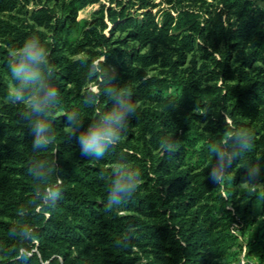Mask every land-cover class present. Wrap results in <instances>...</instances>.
Segmentation results:
<instances>
[{
    "label": "trees",
    "instance_id": "16d2710c",
    "mask_svg": "<svg viewBox=\"0 0 264 264\" xmlns=\"http://www.w3.org/2000/svg\"><path fill=\"white\" fill-rule=\"evenodd\" d=\"M0 0V264H264V8L256 0ZM99 4L90 19L83 8ZM36 35L55 67V140L32 150V133L10 102L9 65ZM107 52L114 82L137 113L102 160L86 159L68 136L63 113L85 126L112 107L89 66ZM250 133L251 149L225 180L208 178L210 143ZM165 141H178L165 151ZM34 159L55 160L63 180L53 209H33L42 187ZM120 161L142 184L124 205L105 210L111 168ZM259 164L261 180L243 183ZM31 226L35 236L20 239ZM13 229V233H11ZM242 236V244L238 241Z\"/></svg>",
    "mask_w": 264,
    "mask_h": 264
},
{
    "label": "clouds",
    "instance_id": "9594fccd",
    "mask_svg": "<svg viewBox=\"0 0 264 264\" xmlns=\"http://www.w3.org/2000/svg\"><path fill=\"white\" fill-rule=\"evenodd\" d=\"M49 51L40 38L33 35L26 39L15 53L9 65L10 76L15 81L9 91L10 102L24 105L22 113L32 133V150L38 152L47 149L55 140L52 120L54 109L59 101V93L52 83L55 67L49 60ZM107 52L100 61L89 66L88 78L99 83L84 97L83 102L92 106L99 101L101 95L108 97L112 107L110 110L98 113V118L85 126L84 119L77 109L65 111V127L70 138L79 145L80 155L86 159L102 160L114 149L127 131L132 118L136 116L137 106L131 99V93L118 86L115 73H109L107 67ZM253 137L250 133L231 131L218 143H210L209 151L213 156L208 178L218 185L225 180L233 162L251 149ZM165 151L172 153L179 149L178 141H165ZM29 175L38 182L42 191L37 193L33 201V209L39 206L43 209L55 208L62 198L63 180L56 176L53 182L50 178L60 171L55 160L34 159L28 167ZM259 164L250 165L246 169L244 184L255 187L261 180ZM101 178L109 181L105 210H112L124 205L138 191L142 184L140 173L128 166L125 161L117 162L111 173ZM20 239L30 241L35 232L31 226L16 230ZM13 233V229H11Z\"/></svg>",
    "mask_w": 264,
    "mask_h": 264
},
{
    "label": "rangeland",
    "instance_id": "374dc122",
    "mask_svg": "<svg viewBox=\"0 0 264 264\" xmlns=\"http://www.w3.org/2000/svg\"><path fill=\"white\" fill-rule=\"evenodd\" d=\"M102 3H105V4H108V1L106 0H100ZM156 1H159V0H156ZM257 4H259L260 6H262L264 8V0H256ZM99 8V4L96 3V4H92V5H89L85 8H83L82 10H80L78 12V16H77V19L78 20H82V19H90L91 17V13L92 11H94L95 9H98ZM243 237L242 236H238V241L242 244L243 242ZM244 249L245 247L242 246V252L240 253L239 255V260L234 262L233 264H246V259L244 257Z\"/></svg>",
    "mask_w": 264,
    "mask_h": 264
}]
</instances>
